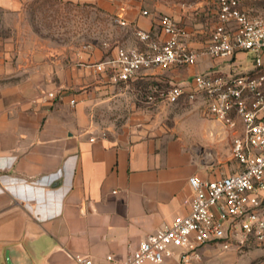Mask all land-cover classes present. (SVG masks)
<instances>
[{"label":"crops","instance_id":"obj_1","mask_svg":"<svg viewBox=\"0 0 264 264\" xmlns=\"http://www.w3.org/2000/svg\"><path fill=\"white\" fill-rule=\"evenodd\" d=\"M66 1L117 11L134 31L162 39L161 18L169 16L182 30V42L197 50L218 21V0ZM27 2L0 0V12L23 15ZM241 7L264 15V0H241ZM30 37L22 30L17 45L7 38L0 46V264H8L10 249L15 264H78L77 254L93 264H109V255L123 260L148 235L190 213L191 177L217 180L240 168L234 158L231 171L227 160L204 155L218 152V138H226L230 128L205 117L201 101L182 100L201 117H189L174 130L94 132L86 103L68 91L84 82L74 54L45 51ZM129 47L142 44L135 36ZM218 69L229 67L205 56L195 66L142 71L134 81L168 79L192 88L197 74ZM193 264H264V242L241 251L206 246Z\"/></svg>","mask_w":264,"mask_h":264},{"label":"built area","instance_id":"obj_2","mask_svg":"<svg viewBox=\"0 0 264 264\" xmlns=\"http://www.w3.org/2000/svg\"><path fill=\"white\" fill-rule=\"evenodd\" d=\"M119 22L127 25L122 19ZM160 25L165 39L136 29L141 48L118 47L112 57L87 67L97 73L112 71L117 81L129 83L145 70L195 66L205 56L221 61L229 67L227 72L197 74L192 88L173 84L165 98L170 104L201 101L205 117L234 130L232 154L240 168L217 180L191 177L190 213L148 235L127 258L109 255V264H164L167 259L193 264L206 246L241 251L252 242H264V15H250L241 0H218L217 24L199 50L182 42V30L173 18L163 16ZM240 55L251 58L253 69H233ZM74 259L78 264H93L81 254Z\"/></svg>","mask_w":264,"mask_h":264},{"label":"rangeland","instance_id":"obj_3","mask_svg":"<svg viewBox=\"0 0 264 264\" xmlns=\"http://www.w3.org/2000/svg\"><path fill=\"white\" fill-rule=\"evenodd\" d=\"M20 16L25 18L22 24ZM121 17L117 11L108 12L92 4L81 6L66 0H28L23 15L0 12V46L7 38L17 45L19 33L25 30L30 38L36 37L42 43L45 51L72 52L75 66L84 73L79 76L84 82L68 91L81 96L90 116V126L104 136L124 135L150 127L158 130L165 126L174 130L189 117H201L187 102H167L165 97L171 87L168 79L122 83L115 79L112 71L97 73L89 70V64L112 57L118 47L135 43L134 29L121 25ZM237 64V68L233 67L237 72L253 69L249 57L242 58ZM234 135L230 129L226 138H218L217 153H204L210 159L227 160L231 171L237 163L231 149Z\"/></svg>","mask_w":264,"mask_h":264},{"label":"water","instance_id":"obj_4","mask_svg":"<svg viewBox=\"0 0 264 264\" xmlns=\"http://www.w3.org/2000/svg\"><path fill=\"white\" fill-rule=\"evenodd\" d=\"M7 263L8 264H15V256H14V250L10 249L7 252Z\"/></svg>","mask_w":264,"mask_h":264}]
</instances>
